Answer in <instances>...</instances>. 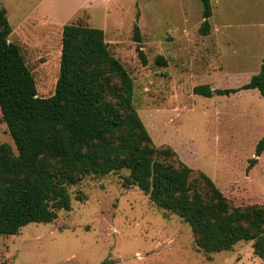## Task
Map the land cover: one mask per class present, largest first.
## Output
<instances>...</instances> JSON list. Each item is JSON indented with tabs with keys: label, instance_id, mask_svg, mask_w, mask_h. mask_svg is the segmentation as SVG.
<instances>
[{
	"label": "rangeland",
	"instance_id": "rangeland-1",
	"mask_svg": "<svg viewBox=\"0 0 264 264\" xmlns=\"http://www.w3.org/2000/svg\"><path fill=\"white\" fill-rule=\"evenodd\" d=\"M1 1L12 27L9 40L21 48L38 96H52L60 72L62 25L31 14L39 0ZM104 1L107 8H97L100 0H92L93 6L80 2L91 14L82 8L66 24L104 31L112 53L133 79V103L156 150L164 151L160 160L186 164L193 178L204 172L233 208L264 206V152L247 172L264 137V98L258 90L211 98L193 92L200 85L239 88L259 73L264 13L248 14L255 1L211 0V25L216 27L218 20L224 38L236 44L212 37V28L208 36L199 34V0ZM218 6L222 13L217 14ZM135 25L140 42L134 38ZM0 144L16 152L1 110ZM128 175L122 170L80 177L68 187L71 208L60 211L54 222L0 235V264H264L252 242L211 254L199 250L189 225L158 208L136 185L125 186Z\"/></svg>",
	"mask_w": 264,
	"mask_h": 264
},
{
	"label": "trees",
	"instance_id": "trees-1",
	"mask_svg": "<svg viewBox=\"0 0 264 264\" xmlns=\"http://www.w3.org/2000/svg\"><path fill=\"white\" fill-rule=\"evenodd\" d=\"M199 1V34L207 36L212 5ZM11 33L7 13L0 8V110L16 147L15 152L0 144V235H18L31 223L54 222L60 211L71 208L68 187L80 177L127 170L125 186L136 185L158 208L186 222L199 250L229 251L245 241L264 259V206L233 208L204 172L193 178L186 164L160 160L164 151L156 150L134 106L133 79L102 29L63 26L59 77L55 93L45 98L38 96L34 75L19 45L9 40ZM134 38L141 41L138 25ZM242 90H258L264 98V59L259 73L239 88L200 85L193 92L211 98ZM263 152L264 137L247 172Z\"/></svg>",
	"mask_w": 264,
	"mask_h": 264
},
{
	"label": "crops",
	"instance_id": "crops-1",
	"mask_svg": "<svg viewBox=\"0 0 264 264\" xmlns=\"http://www.w3.org/2000/svg\"><path fill=\"white\" fill-rule=\"evenodd\" d=\"M254 1H255L254 2L255 4L250 5L251 10L249 9L248 14L253 13L254 15H256L259 12L264 13V3H263L264 0H254ZM80 2H86L90 6H93L92 0H57V1L56 0H39L37 5H35V7H34V11H32L31 14H35L39 18H43V16H44L47 20H49V22L54 23V24H61L62 28H63V26L66 25V23L69 20H72L78 14V11L80 9L86 8V9H88V11L91 14V11L89 8H87L86 6L79 5ZM100 2L102 3V5H99V6L97 5V8H99L100 6L107 8V5L104 4L106 1L100 0ZM210 2H211V0H210ZM63 3H66L65 5H67V6L63 7L62 6ZM217 4L219 5V2ZM211 5H212V3H211ZM218 8H219V6H218ZM219 11H220V8L218 9L217 14L219 13ZM222 12L223 11H220V13H222ZM215 13H216V11H215ZM212 16H213V6H212ZM202 20H203V18H202ZM209 22H210V20H209ZM216 23H217L216 27L212 26L210 23L211 28H212V32L210 30L212 37L220 39L221 41H222V39H225V38L230 39V40H232V41H230L231 43L236 44L237 41L234 40V38H232L230 36L224 38L225 34L222 32V28L220 27V25H218L219 24L218 20H216ZM262 27L264 28V25ZM216 41H218V40H216Z\"/></svg>",
	"mask_w": 264,
	"mask_h": 264
},
{
	"label": "water",
	"instance_id": "water-1",
	"mask_svg": "<svg viewBox=\"0 0 264 264\" xmlns=\"http://www.w3.org/2000/svg\"><path fill=\"white\" fill-rule=\"evenodd\" d=\"M2 5V1L0 0V6Z\"/></svg>",
	"mask_w": 264,
	"mask_h": 264
}]
</instances>
